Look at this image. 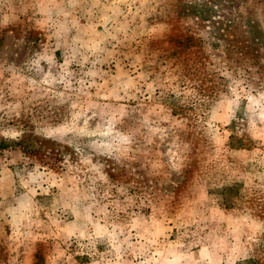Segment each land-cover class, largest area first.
I'll use <instances>...</instances> for the list:
<instances>
[{"label": "rangeland", "instance_id": "rangeland-1", "mask_svg": "<svg viewBox=\"0 0 264 264\" xmlns=\"http://www.w3.org/2000/svg\"><path fill=\"white\" fill-rule=\"evenodd\" d=\"M0 264H264V0H0Z\"/></svg>", "mask_w": 264, "mask_h": 264}]
</instances>
